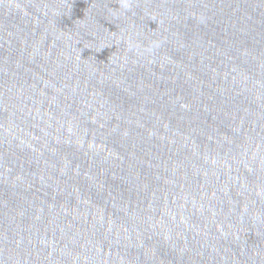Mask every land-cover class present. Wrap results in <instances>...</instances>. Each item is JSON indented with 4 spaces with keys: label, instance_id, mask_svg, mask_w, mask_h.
<instances>
[{
    "label": "water",
    "instance_id": "95a60500",
    "mask_svg": "<svg viewBox=\"0 0 264 264\" xmlns=\"http://www.w3.org/2000/svg\"><path fill=\"white\" fill-rule=\"evenodd\" d=\"M0 264H264V0H0Z\"/></svg>",
    "mask_w": 264,
    "mask_h": 264
}]
</instances>
